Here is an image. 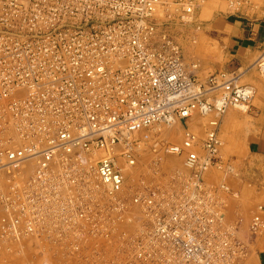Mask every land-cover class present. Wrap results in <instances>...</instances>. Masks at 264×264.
I'll return each instance as SVG.
<instances>
[{"label":"built area","instance_id":"1","mask_svg":"<svg viewBox=\"0 0 264 264\" xmlns=\"http://www.w3.org/2000/svg\"><path fill=\"white\" fill-rule=\"evenodd\" d=\"M223 1L255 16L258 0ZM206 2L0 0V264L25 253L51 264L249 256L264 221L255 214L244 240L228 219L237 172L220 124L255 91L248 69L202 74L184 53ZM253 67L264 74V46ZM195 117L202 136L182 126Z\"/></svg>","mask_w":264,"mask_h":264},{"label":"crops","instance_id":"2","mask_svg":"<svg viewBox=\"0 0 264 264\" xmlns=\"http://www.w3.org/2000/svg\"><path fill=\"white\" fill-rule=\"evenodd\" d=\"M253 3L255 16L245 17L228 13L223 0H207L197 13V43L186 44L184 51L200 62L202 74L248 69L242 83L255 91L247 111L230 109L220 124V154L237 172L236 177L226 178L237 194V198L227 199L226 214L231 221L240 219L244 240L250 239L248 227L255 214L264 221V211L257 210L258 206L264 208V74L253 67L264 46V0ZM212 178L214 184L222 179L220 173H213ZM242 264H264V232L253 240Z\"/></svg>","mask_w":264,"mask_h":264},{"label":"rangeland","instance_id":"3","mask_svg":"<svg viewBox=\"0 0 264 264\" xmlns=\"http://www.w3.org/2000/svg\"><path fill=\"white\" fill-rule=\"evenodd\" d=\"M199 123H200V118L195 117L193 119V123H192L191 126H189V122L187 120L182 122V126L185 127V128L189 127L192 130H194V131H199L201 129ZM199 136H202V132L199 133ZM173 141H177L178 142L179 139L178 138H174ZM176 162H177V165H179V160H177ZM211 175L213 176V174H211ZM216 177H219V174H218V176L216 174ZM212 179L209 182L211 184L215 185L214 183H212ZM31 254L32 253H25L20 259L16 260V263H19V264H51L45 258H40V259H37V260H33Z\"/></svg>","mask_w":264,"mask_h":264},{"label":"bare ground","instance_id":"4","mask_svg":"<svg viewBox=\"0 0 264 264\" xmlns=\"http://www.w3.org/2000/svg\"><path fill=\"white\" fill-rule=\"evenodd\" d=\"M205 5H206V4H204V6H205ZM204 6H203V7H204ZM198 132H199V133L202 132L201 129H200ZM174 160H177V159H174V158L170 159V160H169L170 162H168V164H171V165H177V162H175Z\"/></svg>","mask_w":264,"mask_h":264}]
</instances>
